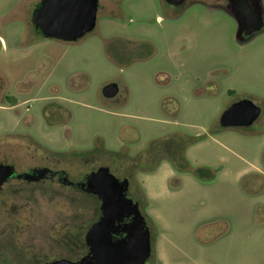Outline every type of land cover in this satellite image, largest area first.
Masks as SVG:
<instances>
[{
  "label": "rangeland",
  "instance_id": "1",
  "mask_svg": "<svg viewBox=\"0 0 264 264\" xmlns=\"http://www.w3.org/2000/svg\"><path fill=\"white\" fill-rule=\"evenodd\" d=\"M99 1L95 30L65 43L30 30L40 0H0L1 153L52 154L72 177L107 168L127 180L153 239L147 264H264V33L239 43L215 0L183 11ZM112 83L119 94L108 101ZM245 99L261 109L257 128H222ZM16 145L25 152L9 151ZM62 196L0 208V264L78 256L63 236L94 222L99 204Z\"/></svg>",
  "mask_w": 264,
  "mask_h": 264
},
{
  "label": "water",
  "instance_id": "2",
  "mask_svg": "<svg viewBox=\"0 0 264 264\" xmlns=\"http://www.w3.org/2000/svg\"><path fill=\"white\" fill-rule=\"evenodd\" d=\"M182 6L186 0H166ZM224 9L237 23L236 40L252 36L264 27L262 0H227ZM98 0H43L35 15V24L49 39L74 43L92 33L97 25ZM119 92L117 84H108L102 95L111 99ZM260 109L250 100L233 104L220 118L222 128H249ZM11 175V167L5 176ZM85 192L101 202L100 219L88 230V252L78 261L60 259L47 264H147L153 254V239L140 206L128 197L129 183L115 177L107 168L90 174Z\"/></svg>",
  "mask_w": 264,
  "mask_h": 264
},
{
  "label": "flooded vegetation",
  "instance_id": "3",
  "mask_svg": "<svg viewBox=\"0 0 264 264\" xmlns=\"http://www.w3.org/2000/svg\"><path fill=\"white\" fill-rule=\"evenodd\" d=\"M42 1L43 0H40V2L36 4L35 10H33L32 12L30 30H32V32L36 35V38L40 37L43 39L53 40V39L46 38L42 30L38 28L35 24V15ZM107 1L109 2L110 0H107ZM98 2H99L98 12L101 9L105 10L107 6L103 5L102 1L98 0ZM111 2L114 3L113 0H111ZM215 2L218 3V6H222V7H225L228 3L227 0H215ZM163 3L164 5L169 6L170 8H173L176 11H183L192 4L205 3V0H186V2L180 7L169 5L166 0H163ZM262 4H263V9H264V2ZM207 7L213 8L211 7V5H207ZM108 9L110 10L111 8H108ZM110 11L114 12L113 10H110ZM263 33H264V27L262 28L260 32L252 36L243 35L244 41L239 42V43L248 44ZM54 41H57V40H54ZM4 42H5L4 39L0 36V44L2 45ZM0 93H1V89H0ZM118 94L111 99H107L103 95L102 96L104 99L110 101V100H115ZM241 101H238V102H241ZM50 110L52 111V113L49 112ZM54 114H56V111H54L53 109L45 110V116L51 119L49 120L50 121L49 124L54 123L53 122L55 118ZM260 115H261V111H260ZM260 115L250 125L249 128H224V129H242V130H247V131H253L257 128V123L260 119ZM177 146L178 145L176 143V146L174 148L175 156L181 155L182 153V151L178 149L179 146L178 147ZM12 150L21 151L23 150V148L21 147V145L19 146L16 145L13 149L9 151H12ZM2 151L4 153V149H2V146H1L0 147V208H3V209L9 208L10 210L14 211L15 209H18V208L21 209L23 207H29L30 205H34V204L37 205L40 199H42L43 197H45L46 201H49V200L53 201V200L59 199L60 196L62 195H63L62 197H65V199H67L68 197L72 199L73 197L76 196L78 197V200L79 201L82 200L81 202L83 203L84 202L88 203L91 198H95L97 200L99 207H98V217L96 218V220L88 224L89 226H84V225L76 226L74 232L69 230L63 236V238H65L63 241L66 243L69 242V247L73 246L72 250H76V253L78 254V256L73 259L72 258H66V259H69L71 261H78L80 258L85 256L88 252V248L85 243L86 234L88 230L91 228V226L94 223H96L101 217L100 200L98 199L97 196L85 192L84 184L86 183L87 178L90 175L82 176L80 178L72 177L68 171L56 167L55 156L52 154L47 153L49 156L48 159L50 160L45 161L44 157H47V156L38 155L36 153H31L30 155H28L29 152H25L24 150L23 151L26 154L21 155L19 157H12L11 155H7V154L3 155L1 153ZM163 152H165V155H166L165 157H167V145L163 147V150L160 153L162 154ZM5 153H7V151H5ZM29 163L31 164L29 165ZM7 167H11V175L9 176H5V170L7 169ZM195 178L198 179L197 177ZM120 180H124V179H120ZM66 194L69 196H67ZM56 225L57 223L55 222L49 225L43 224V226L42 225L39 226V230L47 229L46 228L47 226L49 228L47 230L54 232ZM26 226L28 227L27 224H25V227ZM53 237L54 239L51 238L52 240L56 241L58 239L57 235L55 236L53 235ZM49 262L50 261H45L43 262V264H47ZM3 263L7 264L8 262L7 260H3ZM38 263L42 264L41 260H38Z\"/></svg>",
  "mask_w": 264,
  "mask_h": 264
},
{
  "label": "trees",
  "instance_id": "4",
  "mask_svg": "<svg viewBox=\"0 0 264 264\" xmlns=\"http://www.w3.org/2000/svg\"><path fill=\"white\" fill-rule=\"evenodd\" d=\"M192 174L195 176V177H197L198 179H200V180H203L204 178V176L202 177L201 176V174H202V171L201 170H195L194 172L192 171ZM209 179H213V178H211V177H208ZM207 178V179H208Z\"/></svg>",
  "mask_w": 264,
  "mask_h": 264
},
{
  "label": "crops",
  "instance_id": "5",
  "mask_svg": "<svg viewBox=\"0 0 264 264\" xmlns=\"http://www.w3.org/2000/svg\"><path fill=\"white\" fill-rule=\"evenodd\" d=\"M257 132H259V131H255V133H257ZM214 139V138H213Z\"/></svg>",
  "mask_w": 264,
  "mask_h": 264
}]
</instances>
